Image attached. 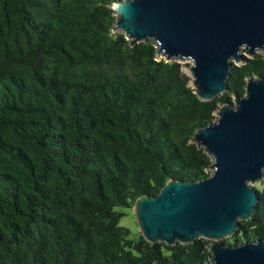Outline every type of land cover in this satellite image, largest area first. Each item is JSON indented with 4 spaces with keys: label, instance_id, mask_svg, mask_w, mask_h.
<instances>
[{
    "label": "trees",
    "instance_id": "16d2710c",
    "mask_svg": "<svg viewBox=\"0 0 264 264\" xmlns=\"http://www.w3.org/2000/svg\"><path fill=\"white\" fill-rule=\"evenodd\" d=\"M122 0H0V264H206L203 239L149 244L122 210L168 181L198 182L192 143L220 106L264 78V55L230 68L203 102L182 65L113 32ZM264 184V182H263ZM224 245L264 244V185Z\"/></svg>",
    "mask_w": 264,
    "mask_h": 264
},
{
    "label": "water",
    "instance_id": "95a60500",
    "mask_svg": "<svg viewBox=\"0 0 264 264\" xmlns=\"http://www.w3.org/2000/svg\"><path fill=\"white\" fill-rule=\"evenodd\" d=\"M112 10L113 32L131 47L150 42L166 62L191 63L192 89L203 102L225 93L240 53H264V0H122ZM192 143L210 158V175L168 181L157 196L138 197L132 212L139 235L169 247L211 241L206 264H264L260 240L218 243L251 218L257 203L251 184L264 177V78H248L244 95L220 106Z\"/></svg>",
    "mask_w": 264,
    "mask_h": 264
},
{
    "label": "rangeland",
    "instance_id": "374dc122",
    "mask_svg": "<svg viewBox=\"0 0 264 264\" xmlns=\"http://www.w3.org/2000/svg\"><path fill=\"white\" fill-rule=\"evenodd\" d=\"M255 54H263L264 55V53L259 52V51H256ZM240 55H241L242 59L243 58H249V56L246 53H244V52L240 53ZM157 59H161V57L158 56ZM179 64H181L183 66L182 67L183 73H185L190 78V80L192 81V78H191V76L189 74V66H190L191 63L188 62V61H185V62H180ZM237 65L239 66L240 64H237ZM191 81L189 83V86L192 88ZM218 97H221V96H218ZM232 101H233V99L231 100V102ZM263 182H264V177L259 182L251 184L252 185L251 187H258L260 185H264ZM122 211L124 212V216L119 220V226L124 227V228H126V229H128L130 231V238H132V239L136 238L137 234H138V229H137V225H136V222H135V218L133 216L132 209L131 210L125 209V210H122ZM232 237H233V235L230 238H223L220 241H218V243H221L222 241H225L227 239H231ZM208 242L211 244V241H208Z\"/></svg>",
    "mask_w": 264,
    "mask_h": 264
}]
</instances>
